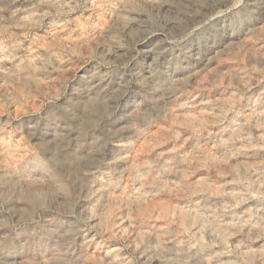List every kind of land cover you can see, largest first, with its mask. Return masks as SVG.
Masks as SVG:
<instances>
[{
  "label": "rangeland",
  "instance_id": "rangeland-1",
  "mask_svg": "<svg viewBox=\"0 0 264 264\" xmlns=\"http://www.w3.org/2000/svg\"><path fill=\"white\" fill-rule=\"evenodd\" d=\"M0 264H264V0H0Z\"/></svg>",
  "mask_w": 264,
  "mask_h": 264
}]
</instances>
